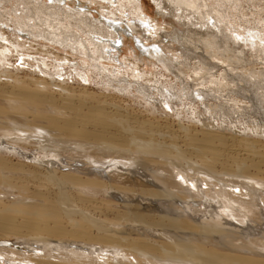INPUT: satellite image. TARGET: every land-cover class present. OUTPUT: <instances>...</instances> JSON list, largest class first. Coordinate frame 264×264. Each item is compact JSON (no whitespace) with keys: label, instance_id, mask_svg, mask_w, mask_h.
<instances>
[{"label":"bare ground","instance_id":"obj_1","mask_svg":"<svg viewBox=\"0 0 264 264\" xmlns=\"http://www.w3.org/2000/svg\"><path fill=\"white\" fill-rule=\"evenodd\" d=\"M104 1L0 0V185L33 198L0 200V264H264V33L225 24L246 0H153L184 30Z\"/></svg>","mask_w":264,"mask_h":264},{"label":"rangeland","instance_id":"obj_2","mask_svg":"<svg viewBox=\"0 0 264 264\" xmlns=\"http://www.w3.org/2000/svg\"><path fill=\"white\" fill-rule=\"evenodd\" d=\"M44 1H46L47 3H49V0H44ZM51 1H59V0H51ZM94 1V2H93ZM118 1H120V0H112V3L115 5H113V10L116 12V14L115 15H117L118 17H121V19H122V21H124V19H126L127 20V22L129 23V22H131V21H136V22H139L138 20H136V18H134L135 16H133V14H131V12L129 11L130 9H128V7H126V8H124L123 10H124V13H125V16H121V14H119V12L118 11H123V10H119V8L117 7L116 9H115V7L118 5ZM68 2H69V6H71L72 7V9H77V10H79L78 8H79V6H81L82 5V7H84V9L86 10V11H89L91 14H94L95 16H97L96 18L97 19H100V17H99V14H101L102 12H103V10L105 9L102 5H107V2L106 1H104V0H68ZM98 2V3H97ZM142 3L141 4V7L143 8V12H144V14H146V18H147V20L150 18V19H152V21H154V22H156V23H159V24H161L163 27H166V28H177V29H181V30H184L185 28H187V27H191V28H193L194 26H191L190 25V23L189 22H187L186 20H184V22H185V24L184 25H182V24H180V22L178 21V19L177 18H175L173 15H172V13H174V10L173 11H171V12H169L170 10H164V9H162L161 8V6H158V5H156L155 3H154V1L153 0H139V3ZM245 2V1H244ZM244 2H242V4L244 3ZM251 0H246V2L243 4V6L241 7V11L243 12V16L241 15V16H236V15H234L233 16V19L232 18H230L229 19V22L227 23V21H226V23L225 24H228V25H226L227 27H230V29L231 30H238V31H244V27H248V28H253V32H255V33H257L258 35H257V37L259 36V34H262V33H264V2L263 3H261V1L259 2L261 5L260 6H262L263 5V9H260L258 6L256 7L254 4H252L253 2H251ZM165 4H166V6H168L169 5V2H165ZM170 7H172L171 6V4L169 5ZM108 9H109V7H108ZM80 11H82V10H80ZM213 11H215L214 9L211 11V12H213ZM252 11H255V13H259V15H256L255 14V16L254 15H252L251 14V12ZM257 11V12H256ZM234 11L233 10H231V11H229V13H233ZM251 16V17H250ZM257 17V18H256ZM259 18V19H258ZM247 20V22H244V21H246ZM149 21V20H148ZM235 21V22H234ZM248 21H250V22H248ZM263 21V22H262ZM252 22V23H251ZM124 24V23H123ZM245 24V25H244ZM248 24H249V26H248ZM251 24V25H250ZM211 25V24H210ZM262 26V27H261ZM162 27V28H163ZM196 28H197V25L195 26ZM259 27H260V29H259ZM202 30H204V28H202ZM260 30V31H259ZM262 30H263V32H262ZM260 32V33H259ZM122 37H123V39H121V38H119L118 39V41L116 42V40L115 41H112L111 42V40H110V44H109V46H114V47H116V48H120L119 50H120V52H119V54H117L119 57H121V56H123L124 54H130V53H132V51L131 50H136V51H138V48H137V46L135 45V42L133 41L134 40V38L130 35V34H128V36H127V34H125L124 33V31H123V28L121 29V32L119 33ZM245 35H249V33L247 32H244V36ZM138 36H140V35H138ZM129 37V38H128ZM256 37V38H257ZM130 38H131V40H130ZM140 39H141V42H144V43H147L145 40H143V38L142 37H140ZM248 39H250V38H248ZM199 40V39H198ZM255 40V39H254ZM152 41H151V39L149 40V43H151ZM116 43H118V44H116ZM133 43V44H132ZM160 45H163V47H164V49H165V47L170 43H172V42H161V41H159L158 42ZM112 44V45H111ZM118 45V46H117ZM131 45H135L133 48H132V46ZM174 45V44H173ZM112 48V47H111ZM62 54H64V53H62ZM19 62L18 61H15V64H18ZM23 70H25L24 72H28L29 70H32L31 68L29 69V68H26V67H24V68H22ZM19 71V70H18ZM21 75V74H20ZM41 75V74H40ZM36 76V75H35ZM57 79H58V77H56ZM1 79H5L4 77H1ZM10 82V81H9ZM9 82H6V83H4V84H0V87L2 88L3 87V85H4V87L6 88V87H9L8 85H7V83L9 84ZM82 83V82H81ZM68 84L71 86V87H73V90L75 91V93H78L77 91H79L80 89V87L81 86H79L78 85V83L77 82H74L73 83V81H71L70 79H68ZM40 86V85H39ZM3 87V88H4ZM56 87H54V86H51V89H53V90H49V92H50V95H54V96H52L53 98H54V100L55 101H58V100H60V98H61V96L60 95H58L57 94V90H54ZM78 88V89H77ZM94 90V91H93ZM87 92H96L97 90H96V87H94V86H92V84L91 85H89V88H87V90H86ZM46 108V109H45ZM30 111V110H29ZM28 111V113L26 112L25 113V118H26V120L27 121H29V116L31 115L30 114V112L32 111H30L29 112ZM39 111L40 112H42V114L44 113V114H49L50 116H56V107H52V106H46V105H42L41 107H40V109H39ZM9 114V115H8ZM13 115V116H12ZM28 115V116H27ZM6 116H10V117H14V116H16L15 114H13V112L10 110H7V112H6ZM41 118V119H40ZM186 117H184V119H185ZM182 120V124L185 126H189L188 128H190V126H192L190 129H194L193 127H195V125H193V123H194V119L191 117L190 118V116L189 115H187V118L186 119H189V120ZM193 119V120H192ZM32 122H34V123H36V124H41V125H46L45 123H46V118H44L43 117V115L40 117H38V118H36L35 120H31ZM89 122L90 121H87L86 123L88 124V126L87 127H89V129H91V128H94V129H98V127L97 126H95V127H92L90 124H89ZM190 122V123H189ZM44 123V124H43ZM174 123H175V121H174ZM188 123V124H187ZM22 127H24V126H22ZM173 127H177V125H173ZM51 133H54V132H51ZM55 134H57V132H55ZM61 135V134H60ZM228 149V148H227ZM11 160H13V161H15L13 158H10ZM81 165V166H80ZM78 166H80V167H83V168H79L78 167V170L80 171V172H82V171H84L85 169V166H83L82 165V163L80 162L79 164H78ZM86 171V170H85ZM13 186V187H12ZM48 186V188L49 187H51L50 185H47ZM47 188V187H46ZM20 190V191H19ZM22 190H24V189H19V188H17V187H14V185H10L9 187H7V186H3V185H0V191H3V192H5V194L3 195V193H1L0 194V200H2V202H4V203H2V204H6L5 202H11L12 200L13 201H17V199H18V201H22V200H32L33 198L30 196L29 197V193L28 192H26V191H22ZM20 192V193H19ZM27 193H28V195H27ZM74 194H73V196H75V198L77 197L76 196V192L74 191L73 192ZM81 194L83 193L84 194V192H80ZM21 194V195H20ZM89 194V193H88ZM24 195V196H23ZM25 195L27 196V197H25ZM78 195V194H77ZM91 195V194H90ZM23 196V197H22ZM86 196V198H90V200L92 201H88L87 202V200H86V202H85V200L84 201H79V202H76V204L78 205V206H80L82 209H86V210H88V212H89V214H92V215H94V217H97L98 219L100 218V220L102 219V220H104V221H107V222H109V220H112V218H113V216L110 214H108V212L106 213V215H104L105 214V211H103V209H98L99 207H95V208H93V207H91L92 205L93 206H98L99 205V202H96V201H94V200H97L98 201V199L100 200L101 199V197L99 196V195H96V196H88V195H85ZM85 196H82V197H84L85 198ZM7 197V198H6ZM17 197H19L20 198V200H19V198H17ZM21 197L23 198L22 200H21ZM25 197V198H24ZM28 197H29V199H28ZM82 197H80V198H82ZM97 197V198H96ZM4 198V199H3ZM27 198V199H26ZM32 198V199H31ZM7 200V201H6ZM75 200V199H74ZM76 200H77V198H76ZM83 202V203H82ZM92 204H91V203ZM89 203V204H88ZM82 204V205H81ZM90 204H91V206H90ZM101 210L103 211V212H101ZM103 213V214H102ZM105 216H107V218L105 217ZM111 216V217H110ZM19 217H17V219H18ZM109 218V219H108Z\"/></svg>","mask_w":264,"mask_h":264}]
</instances>
